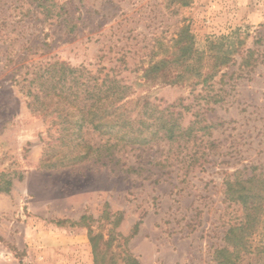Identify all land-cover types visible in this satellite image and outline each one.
<instances>
[{
	"label": "rangeland",
	"instance_id": "374dc122",
	"mask_svg": "<svg viewBox=\"0 0 264 264\" xmlns=\"http://www.w3.org/2000/svg\"><path fill=\"white\" fill-rule=\"evenodd\" d=\"M45 4L0 0V185L11 181L7 194L13 191L16 206L5 217L10 204L0 200V264H95L90 229L102 236L103 264H123L124 252L140 264H218L219 251L232 250L228 230L244 222L226 182L264 173V0ZM182 24L198 42L240 29L243 49L257 52L255 66L227 86L223 101L198 105L193 94L200 88L192 94L187 86L143 81L141 69L158 41ZM235 60L228 70H237ZM55 61L92 72L110 68L132 86L133 97L193 105L177 110L191 135L130 146L113 161L49 167L45 141L53 132L48 118L27 106L26 94L36 92V72ZM258 218L248 249L231 256L232 264H264V211ZM22 220L28 232L17 224Z\"/></svg>",
	"mask_w": 264,
	"mask_h": 264
},
{
	"label": "trees",
	"instance_id": "16d2710c",
	"mask_svg": "<svg viewBox=\"0 0 264 264\" xmlns=\"http://www.w3.org/2000/svg\"><path fill=\"white\" fill-rule=\"evenodd\" d=\"M47 0H37L46 6ZM192 0H166L167 6H188ZM244 37L240 29L220 36H208L198 42L189 26H177L173 36L158 41L151 60L142 67L146 84L182 85L190 88L196 104L205 106L223 101L224 90L233 86L242 71L253 68L258 59L253 49H243ZM240 57L237 70H228ZM95 72L85 67L74 68L63 61L49 63L36 72V92L27 106L31 111L48 118V141L44 156L49 167L69 166L89 160L113 161L121 150L130 147H148L160 141L174 142L183 135H191L193 128L182 129L178 109L191 110L193 105L161 104L147 96L133 97L132 86L119 78L112 69ZM218 86V87H216ZM207 127V126H205ZM87 132L97 136V141L87 138ZM129 167L128 171H133ZM21 179V177H19ZM11 181L0 185V192L10 190ZM226 195L241 204L243 223L231 226L226 240L232 247L219 251L218 264H232L230 257L249 247L248 235L252 234L264 211V173L253 174L245 180L226 182ZM119 214V213H118ZM84 218V217H82ZM121 217L116 216L113 227ZM112 231V230H111ZM90 244L95 264H103L98 241L100 234L89 230ZM127 238H124L126 241ZM107 242V240H106ZM107 244V243H106ZM229 259L227 258V254ZM219 259V258H217ZM123 264H140L128 252H124Z\"/></svg>",
	"mask_w": 264,
	"mask_h": 264
},
{
	"label": "crops",
	"instance_id": "0c3cea01",
	"mask_svg": "<svg viewBox=\"0 0 264 264\" xmlns=\"http://www.w3.org/2000/svg\"><path fill=\"white\" fill-rule=\"evenodd\" d=\"M10 191V190H9ZM8 191V192H9ZM8 192H0V200L1 199H6L8 202H9V204L10 205H8V214L5 216V217H8L9 215H11L12 213H13V211H15V209H16V206H14V204H13V200H12V196L14 195V193H13V191L10 193V195L9 194H7ZM2 201V200H1ZM2 211V210H1ZM16 215H18L17 213H16ZM22 217L24 218V216L22 215ZM17 224H23V226L22 227H24V230L25 231H27L28 232V230H30L31 229V226H29L28 224H30V223H28V221H27V223L26 222H24L23 220L22 221H20L19 223H17ZM19 232L21 233L22 232V230L20 229L19 230ZM18 232V233H19Z\"/></svg>",
	"mask_w": 264,
	"mask_h": 264
}]
</instances>
